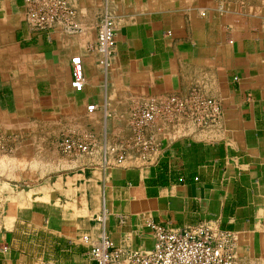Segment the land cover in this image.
<instances>
[{
    "label": "crops",
    "instance_id": "0c3cea01",
    "mask_svg": "<svg viewBox=\"0 0 264 264\" xmlns=\"http://www.w3.org/2000/svg\"><path fill=\"white\" fill-rule=\"evenodd\" d=\"M67 1L74 33L35 32L23 0H0V120L14 107L69 112L74 92L98 112L127 115L135 97L191 88L220 100L224 114L204 131L187 118L158 119L152 149H130L122 162L98 149L70 158L68 171L52 174L0 227V264H97V237L153 247L150 221L234 230L239 264H264V0ZM104 15L115 21L106 64L98 45ZM77 55L86 75L80 92L71 86ZM127 125L112 122L103 138L109 143Z\"/></svg>",
    "mask_w": 264,
    "mask_h": 264
},
{
    "label": "built area",
    "instance_id": "2783aa9c",
    "mask_svg": "<svg viewBox=\"0 0 264 264\" xmlns=\"http://www.w3.org/2000/svg\"><path fill=\"white\" fill-rule=\"evenodd\" d=\"M24 18L29 28L35 32L49 31L61 26L65 31L74 33L79 29L76 22V10L67 0H23ZM115 21L110 15H104L98 26V45L103 51L104 64L111 54ZM71 86L76 92L84 89L86 75L84 62L80 55L72 58ZM92 102L87 111L97 110ZM132 129L135 145L148 149L151 138L150 128L158 119L177 122L179 118H188L198 129L217 126L224 114L223 106L217 98L204 94L198 88L184 93L175 92L157 98L144 106L133 108ZM150 139V140H149ZM62 147L68 152L89 151L91 137L83 140H62ZM145 145V146H144ZM127 152L117 155L122 162ZM124 221V219H121ZM153 232L154 245L149 249L127 248L114 244L103 236L91 249V257L97 264H239L240 252L238 234L234 230L214 228L204 222L188 225L182 229L148 222Z\"/></svg>",
    "mask_w": 264,
    "mask_h": 264
},
{
    "label": "rangeland",
    "instance_id": "374dc122",
    "mask_svg": "<svg viewBox=\"0 0 264 264\" xmlns=\"http://www.w3.org/2000/svg\"><path fill=\"white\" fill-rule=\"evenodd\" d=\"M72 96L73 102L69 112H52V108L46 107L47 110L41 113L36 112L38 107L34 105L22 108L20 113H15L14 107L11 113L5 114V119L0 120V227L9 226L8 221L14 215L11 212L15 211L16 214L18 207L29 205L30 203L28 204L23 198L30 202L34 195H37L34 192L38 190V186H45L43 183L49 180L52 174L68 171L70 158L98 149L103 155L109 154L108 156H114L117 160V155L121 151L125 153L130 149L138 150L143 147L135 145V134L132 129L133 108L149 104L156 100V97H135L130 101L127 115L124 113L114 115L98 111L90 113L86 110L88 104L82 105L75 92ZM188 120L197 130L193 121ZM112 122L118 125L127 122L129 126L127 125L126 130L113 129L112 134L109 131L111 141L108 143L103 137L104 132L108 130L107 125ZM208 129L210 128L201 131ZM67 137L76 141L91 137V149L86 152H68L61 144ZM119 143L123 144L119 145ZM151 149L152 144L145 150ZM180 160L173 158L174 171L180 170ZM43 189L47 188L42 187L41 191ZM97 239L99 240V237L92 242L95 243Z\"/></svg>",
    "mask_w": 264,
    "mask_h": 264
},
{
    "label": "bare ground",
    "instance_id": "6f19581e",
    "mask_svg": "<svg viewBox=\"0 0 264 264\" xmlns=\"http://www.w3.org/2000/svg\"><path fill=\"white\" fill-rule=\"evenodd\" d=\"M1 22V21H0ZM6 22V21H5ZM10 25V24H9ZM1 29V28H0ZM3 29V28H2ZM6 29H8V28H6ZM5 30V29H4ZM81 31V30H80ZM7 34V33H6ZM4 36H5V34H4ZM3 36V37H4ZM12 36V35H11ZM2 38V37H1ZM3 40V39H2ZM9 42H11V41H9ZM1 43V42H0ZM6 43V42H5ZM4 46V45H3ZM5 51V50H4ZM5 53V52H4ZM81 56V55H80ZM66 70V69H65ZM118 74V73H117ZM17 84H18V82H17ZM130 89V88H129ZM24 90V89H23ZM26 90V89H25ZM24 98V97H23ZM98 106V105H97ZM87 110V109H86ZM97 110H98V108H97ZM97 110H94V111H91L90 113H92V112H95V111H97ZM3 115V114H2ZM5 116V115H4ZM3 116V117H4ZM2 117V116H1ZM5 119V118H4ZM11 120V119H10ZM17 120V119H16ZM19 120V119H18ZM7 126V125H6ZM18 126V125H17ZM75 177V176H74ZM42 187V186H41ZM46 188H48L47 187V185L45 186ZM44 188V187H43ZM30 194V193H29ZM29 194H27V195H29ZM49 196V195H48ZM47 196V197H48ZM39 197V196H38ZM30 198V197H29ZM37 198V197H36ZM44 198H46V197H44ZM25 199V198H24ZM23 201V200H22ZM12 202V201H11ZM12 205V204H11ZM15 205V204H14ZM14 205H12V206H14ZM19 205H20V203H19ZM85 212V211H84ZM83 213V212H82ZM12 214V213H11ZM16 215V214H15ZM11 216V215H10ZM12 219V218H11ZM7 224V223H6ZM9 224H10V222H9Z\"/></svg>",
    "mask_w": 264,
    "mask_h": 264
}]
</instances>
